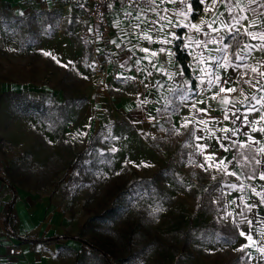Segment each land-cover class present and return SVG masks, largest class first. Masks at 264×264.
<instances>
[{
    "label": "rangeland",
    "instance_id": "1",
    "mask_svg": "<svg viewBox=\"0 0 264 264\" xmlns=\"http://www.w3.org/2000/svg\"><path fill=\"white\" fill-rule=\"evenodd\" d=\"M87 36L84 8L0 1L6 177L49 196L63 231L115 264H264L239 245L243 213L226 205L228 187L211 189L223 175L199 166L197 128L172 122L176 109L160 114L148 138L122 140L112 124L92 129L100 85L86 68Z\"/></svg>",
    "mask_w": 264,
    "mask_h": 264
},
{
    "label": "crops",
    "instance_id": "2",
    "mask_svg": "<svg viewBox=\"0 0 264 264\" xmlns=\"http://www.w3.org/2000/svg\"><path fill=\"white\" fill-rule=\"evenodd\" d=\"M141 2L136 8L109 6L106 35L96 38L94 47L86 11L90 55L95 52L103 63L100 73L91 72L100 85L92 129L112 124L122 140L148 138L160 114L176 109L172 122L197 128L199 166L223 175L215 183L231 190L226 205L243 213L239 245L264 254V0H230L227 5L222 0H153L151 7ZM229 12L240 13L239 24L225 23ZM237 28L238 34L230 36L229 30ZM176 48L188 57V73ZM217 60L223 67L216 66ZM1 163L0 152V264H104L79 240L55 239L79 235L63 231L49 196L10 181ZM11 248L21 253L12 254Z\"/></svg>",
    "mask_w": 264,
    "mask_h": 264
},
{
    "label": "built area",
    "instance_id": "3",
    "mask_svg": "<svg viewBox=\"0 0 264 264\" xmlns=\"http://www.w3.org/2000/svg\"><path fill=\"white\" fill-rule=\"evenodd\" d=\"M71 5L75 7H82L88 12L90 26L93 29L92 46L94 47L96 38H102L106 35L107 29L104 23V16L107 8L116 3H121L127 5L130 8H136L139 4L135 3V0H127V2H122V0H69ZM143 3V2H141ZM103 63L97 59L95 52H92L87 63L86 68L93 73H100ZM136 80V79H135ZM110 86V84H108ZM108 133L110 131H107ZM123 139L126 136H122ZM10 253L20 254L21 249L11 248Z\"/></svg>",
    "mask_w": 264,
    "mask_h": 264
},
{
    "label": "trees",
    "instance_id": "4",
    "mask_svg": "<svg viewBox=\"0 0 264 264\" xmlns=\"http://www.w3.org/2000/svg\"><path fill=\"white\" fill-rule=\"evenodd\" d=\"M196 2H194V5H195V9L196 11L200 9V5L199 4H195ZM197 15V12H193L192 14V17H196ZM177 49V55L176 57L180 60L181 64H182V67L184 69V72L185 73H188V67H187V55L185 53H183L182 51L179 50V48H176ZM26 106L27 107H31V108H34V109H37V107H39L40 103L37 102V101H34V100H30L28 98H26ZM218 186V183H212L211 184V189H215L216 187ZM60 238H69V239H75V240H79L82 245L89 249L90 251H92L93 253H95L96 255H98L102 261L104 262V264H115L109 253L104 250L102 247H100L99 245H97L96 243L90 241V240H87V239H84L80 236H72V235H63V236H57L55 237V239H60ZM231 242H234V240H232ZM243 251V249H240L237 251V253H241ZM247 264H250L249 263V260H247L246 262Z\"/></svg>",
    "mask_w": 264,
    "mask_h": 264
},
{
    "label": "snow or ice",
    "instance_id": "5",
    "mask_svg": "<svg viewBox=\"0 0 264 264\" xmlns=\"http://www.w3.org/2000/svg\"><path fill=\"white\" fill-rule=\"evenodd\" d=\"M122 2H125V3H126L127 0H122ZM180 2H184V0H180ZM201 2H202V0H201ZM222 2H223V4L227 5V4L230 2V0H222ZM233 2H234V0H233ZM135 3H136V4H140V3H141V0H135ZM144 3L148 4L149 7H151L152 4H153V0H144ZM137 11H139V9H137ZM21 15H23V14H21ZM240 19H241V16H240V13H239V12H235V13H233V12H229V13L227 14V17H226V21H225V23H227V24H229V25H231L233 22H235L236 24H239ZM244 19L247 20L248 18H247V17H244ZM262 19H264V17H262ZM254 26H255V25H248L249 28H250V27H254ZM245 31H247V28L245 29ZM238 32H239V29H238V28H237L235 31H232V30L230 29V30H229V35H230V36H232V35H236V34H238ZM249 35H251V33H249ZM253 38H255V37H253ZM262 38H264V37H262ZM262 50H264V49H262ZM144 51H148V49L145 48ZM162 51H164V50L162 49ZM215 64H216V66L223 67V65L220 64V61H219V60H217V61L215 62ZM253 71H255V70H253ZM211 75H212V77H214L216 80H219V79H220L219 76H217L215 72H212ZM227 82H228V80H227V78H225L224 83H227ZM208 86H209V87H212V86H213V85H212V81H209V82H208ZM219 91H224V89L221 88V89H219ZM250 100H256V101H258V100H259V97H251ZM202 111H203V110H202ZM235 118H236V119H240L239 116H236ZM225 119H227V117H225ZM222 147H226V145H222ZM255 163H256V164H261L262 162H261L260 160H256ZM262 166H264V165H262ZM261 179H264V174L261 175ZM240 234H241L242 236L245 235L244 232H241ZM251 238H252L251 236L248 237V239H251Z\"/></svg>",
    "mask_w": 264,
    "mask_h": 264
}]
</instances>
